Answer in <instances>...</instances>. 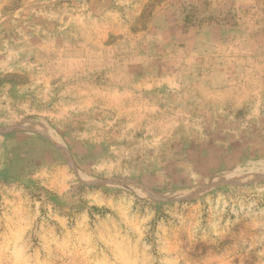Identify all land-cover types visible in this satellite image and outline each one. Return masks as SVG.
Listing matches in <instances>:
<instances>
[{
  "label": "rangeland",
  "instance_id": "374dc122",
  "mask_svg": "<svg viewBox=\"0 0 264 264\" xmlns=\"http://www.w3.org/2000/svg\"><path fill=\"white\" fill-rule=\"evenodd\" d=\"M0 264H264V0H0Z\"/></svg>",
  "mask_w": 264,
  "mask_h": 264
},
{
  "label": "crops",
  "instance_id": "0c3cea01",
  "mask_svg": "<svg viewBox=\"0 0 264 264\" xmlns=\"http://www.w3.org/2000/svg\"><path fill=\"white\" fill-rule=\"evenodd\" d=\"M27 123L28 122H26L25 124L19 125L18 129H9V130L13 131V132L14 131H20V133H16V134H18V135H16V137L21 138L20 139L21 141H24V142L28 141L29 139H27L28 138V137H26L27 135H25V133L23 132L26 130L25 128L30 127ZM30 128H31V131H28V132L31 133V135H29V137L30 138L32 137L31 141L35 145L40 146V148H45V149L47 148V150H48L47 152H50V150H53V149L57 150V143H56L57 140L54 138V136L52 134H50L48 131L44 130L43 128H39V130L41 132L34 130L32 127H30ZM9 140H11V138ZM42 143L44 144L45 147H41ZM209 165H211V164L209 163ZM210 171L211 170H208V172H210ZM208 172L206 174H208ZM204 173L205 172L201 171V173L199 175L204 176Z\"/></svg>",
  "mask_w": 264,
  "mask_h": 264
},
{
  "label": "bare ground",
  "instance_id": "6f19581e",
  "mask_svg": "<svg viewBox=\"0 0 264 264\" xmlns=\"http://www.w3.org/2000/svg\"><path fill=\"white\" fill-rule=\"evenodd\" d=\"M229 182H234V179L230 176H226V177L224 176L223 178L222 177L221 178L215 177L212 180V185L215 186L216 184H226Z\"/></svg>",
  "mask_w": 264,
  "mask_h": 264
},
{
  "label": "water",
  "instance_id": "95a60500",
  "mask_svg": "<svg viewBox=\"0 0 264 264\" xmlns=\"http://www.w3.org/2000/svg\"><path fill=\"white\" fill-rule=\"evenodd\" d=\"M90 181H93L92 183H94L95 180H94V179H90ZM121 186H122V185H121ZM122 187H123V186H122ZM123 188H124V187H123Z\"/></svg>",
  "mask_w": 264,
  "mask_h": 264
}]
</instances>
